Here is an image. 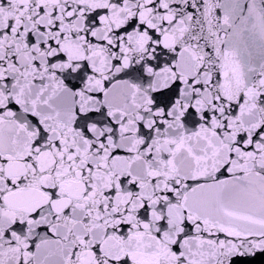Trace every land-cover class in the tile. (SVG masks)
<instances>
[{
    "label": "snow or ice",
    "instance_id": "1",
    "mask_svg": "<svg viewBox=\"0 0 264 264\" xmlns=\"http://www.w3.org/2000/svg\"><path fill=\"white\" fill-rule=\"evenodd\" d=\"M0 264H264V0H0Z\"/></svg>",
    "mask_w": 264,
    "mask_h": 264
}]
</instances>
